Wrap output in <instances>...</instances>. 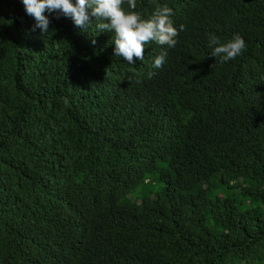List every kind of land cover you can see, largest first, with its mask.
I'll use <instances>...</instances> for the list:
<instances>
[{
	"label": "trees",
	"instance_id": "1",
	"mask_svg": "<svg viewBox=\"0 0 264 264\" xmlns=\"http://www.w3.org/2000/svg\"><path fill=\"white\" fill-rule=\"evenodd\" d=\"M163 5L185 30L156 69L155 42L129 65L0 0V264H264V0L136 11ZM209 33L246 49L221 63Z\"/></svg>",
	"mask_w": 264,
	"mask_h": 264
},
{
	"label": "clouds",
	"instance_id": "2",
	"mask_svg": "<svg viewBox=\"0 0 264 264\" xmlns=\"http://www.w3.org/2000/svg\"><path fill=\"white\" fill-rule=\"evenodd\" d=\"M22 3L26 14L36 21L32 31L39 28L42 36L49 33L50 20L44 15L46 10L58 11L71 18L74 25L82 30L94 22L100 33H113L111 44L115 45L114 56L129 65L136 64V59L143 61L145 45L155 42L158 45L155 50L161 53L155 58L153 67L161 68L167 57L165 49L175 48L179 33L185 30L183 24L179 29L175 27L177 22L171 7L158 6L150 17L144 18L136 11L137 0H22ZM208 42L213 49L211 56L219 57L221 63L234 60L246 49L245 40L238 34L222 42L215 33H209ZM92 43L95 44L96 40L92 39ZM154 75L152 71L148 73L149 78Z\"/></svg>",
	"mask_w": 264,
	"mask_h": 264
}]
</instances>
